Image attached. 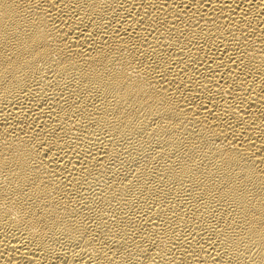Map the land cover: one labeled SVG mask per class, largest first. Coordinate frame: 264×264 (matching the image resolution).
Returning <instances> with one entry per match:
<instances>
[{
	"label": "bare ground",
	"instance_id": "6f19581e",
	"mask_svg": "<svg viewBox=\"0 0 264 264\" xmlns=\"http://www.w3.org/2000/svg\"><path fill=\"white\" fill-rule=\"evenodd\" d=\"M0 264H264V0H0Z\"/></svg>",
	"mask_w": 264,
	"mask_h": 264
}]
</instances>
